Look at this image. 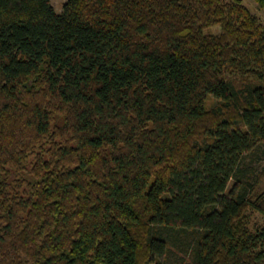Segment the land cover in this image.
Wrapping results in <instances>:
<instances>
[{"label": "trees", "instance_id": "1", "mask_svg": "<svg viewBox=\"0 0 264 264\" xmlns=\"http://www.w3.org/2000/svg\"><path fill=\"white\" fill-rule=\"evenodd\" d=\"M262 147L242 0H0V264H264Z\"/></svg>", "mask_w": 264, "mask_h": 264}, {"label": "rangeland", "instance_id": "2", "mask_svg": "<svg viewBox=\"0 0 264 264\" xmlns=\"http://www.w3.org/2000/svg\"><path fill=\"white\" fill-rule=\"evenodd\" d=\"M67 0H51L56 12L62 10L63 4ZM243 3L255 14L264 27V6L260 7L255 0H242ZM250 177L253 178V186L258 192H264V147L256 150L249 159L246 160ZM260 220V217H259ZM180 241L177 245H171L170 250L161 258V264H189L190 253L188 243Z\"/></svg>", "mask_w": 264, "mask_h": 264}]
</instances>
